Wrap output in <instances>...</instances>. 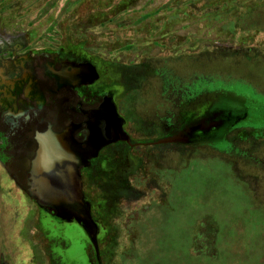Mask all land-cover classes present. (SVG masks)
I'll return each mask as SVG.
<instances>
[{
    "label": "rangeland",
    "instance_id": "374dc122",
    "mask_svg": "<svg viewBox=\"0 0 264 264\" xmlns=\"http://www.w3.org/2000/svg\"><path fill=\"white\" fill-rule=\"evenodd\" d=\"M16 46L114 89L122 139L78 173L88 235L8 138L0 264H264V0H0Z\"/></svg>",
    "mask_w": 264,
    "mask_h": 264
},
{
    "label": "flooded vegetation",
    "instance_id": "af4514ba",
    "mask_svg": "<svg viewBox=\"0 0 264 264\" xmlns=\"http://www.w3.org/2000/svg\"><path fill=\"white\" fill-rule=\"evenodd\" d=\"M20 49L16 46L11 53L0 54V150L9 137L25 143L29 136V176L41 134L63 135V142L71 145L77 157L91 144L92 136L99 137L106 144L78 167L79 173L101 149L122 139L118 129L123 120L113 103L116 91L79 88L92 82L85 72L74 69L71 73L67 60L41 62L26 53H13Z\"/></svg>",
    "mask_w": 264,
    "mask_h": 264
},
{
    "label": "water",
    "instance_id": "95a60500",
    "mask_svg": "<svg viewBox=\"0 0 264 264\" xmlns=\"http://www.w3.org/2000/svg\"><path fill=\"white\" fill-rule=\"evenodd\" d=\"M37 139L38 148L29 170L30 194L39 206L56 211L61 220L73 219L88 235L94 233L93 227L88 224L87 205L81 198L77 169L106 143L92 136L91 144L77 157L71 145L63 142V135L47 131Z\"/></svg>",
    "mask_w": 264,
    "mask_h": 264
}]
</instances>
